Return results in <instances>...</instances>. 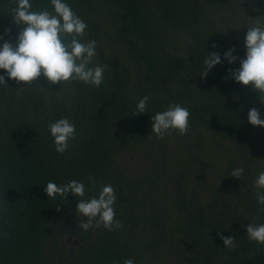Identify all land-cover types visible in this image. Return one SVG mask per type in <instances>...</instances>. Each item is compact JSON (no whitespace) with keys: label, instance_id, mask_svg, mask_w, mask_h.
Here are the masks:
<instances>
[{"label":"trees","instance_id":"obj_1","mask_svg":"<svg viewBox=\"0 0 264 264\" xmlns=\"http://www.w3.org/2000/svg\"><path fill=\"white\" fill-rule=\"evenodd\" d=\"M67 2L88 25L80 39L97 42L93 64L106 66L104 81L0 84V264H264V244L245 230L264 223L254 187L264 129L247 121L264 104L226 78L238 61L199 75L206 51L233 47L244 57L246 27L264 24V0ZM15 3L0 0V35L12 43ZM30 3L52 11L51 0ZM145 95L147 112L131 114ZM174 103L189 109L188 131L161 139L150 117ZM62 117L76 136L58 154L48 124ZM237 167L240 180L230 176ZM73 179L85 184L84 199L113 186L119 228L83 230L76 197L43 191L50 180ZM221 235L234 247L224 248Z\"/></svg>","mask_w":264,"mask_h":264},{"label":"clouds","instance_id":"obj_2","mask_svg":"<svg viewBox=\"0 0 264 264\" xmlns=\"http://www.w3.org/2000/svg\"><path fill=\"white\" fill-rule=\"evenodd\" d=\"M52 11H33L30 0H16L11 8L12 23L18 26L15 43L0 35V84L8 85V80L23 87L34 84L38 77H43L51 85L73 80L81 81L92 87H99L104 81L106 66L93 64L97 42H83L88 25L73 10L67 0H51ZM244 36L245 55L243 58L235 54L230 47L220 51H206L200 63L199 75L207 79L212 70L223 63L229 66L239 62L238 67H229L227 77L242 86H250V91L258 93L264 104V24L246 27ZM10 29L5 30L9 34ZM71 39H67V37ZM215 48V45H212ZM150 97H140L131 114H145ZM189 109L179 103L168 105L150 117L151 133L163 139L165 134L177 131L184 135L189 128ZM247 121L253 127L264 129V114L253 107L248 110ZM55 152L65 153L69 142L75 139L76 125L67 117H62L48 124ZM243 167L234 168L230 176L240 180L244 175ZM90 183H95L92 176ZM257 189L256 202L264 211V171H260L254 181ZM48 198L60 196L64 200L69 194L77 198L75 211L80 218V228H100L112 231L120 227V221L114 219V204L117 199L111 184L100 188L98 195L84 199L85 184L79 180H69L63 185L48 181L43 188ZM79 198V199H78ZM87 218L86 221L84 218ZM246 235L249 240L264 244V223H248ZM224 248L234 247L235 239L231 236H220ZM123 264H134L133 259H125Z\"/></svg>","mask_w":264,"mask_h":264}]
</instances>
